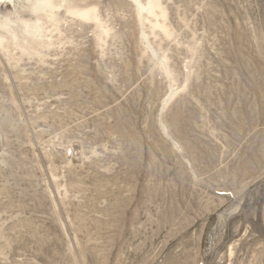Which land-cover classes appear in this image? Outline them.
<instances>
[{"label":"rangeland","instance_id":"1","mask_svg":"<svg viewBox=\"0 0 264 264\" xmlns=\"http://www.w3.org/2000/svg\"><path fill=\"white\" fill-rule=\"evenodd\" d=\"M0 264H264V0H0Z\"/></svg>","mask_w":264,"mask_h":264},{"label":"bare ground","instance_id":"2","mask_svg":"<svg viewBox=\"0 0 264 264\" xmlns=\"http://www.w3.org/2000/svg\"><path fill=\"white\" fill-rule=\"evenodd\" d=\"M80 3V2H79ZM52 4H53V0H42V7H43V9H46V8H50L51 6H52ZM77 4V3H76ZM55 6V5H54ZM157 8H159V6L156 4H152V10H155V9H157ZM93 11V10H92ZM46 12H48L47 10H46ZM54 12V11H53ZM80 16L82 15V16H84V17H88V16H90L91 15V12H90V10H89V12H82V11H80V14H79ZM92 16H93V14H92ZM91 16V17H92Z\"/></svg>","mask_w":264,"mask_h":264}]
</instances>
